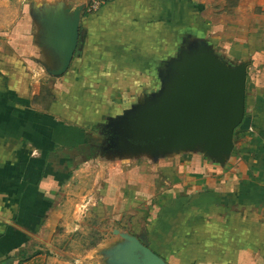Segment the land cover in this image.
<instances>
[{"label": "crops", "instance_id": "1", "mask_svg": "<svg viewBox=\"0 0 264 264\" xmlns=\"http://www.w3.org/2000/svg\"><path fill=\"white\" fill-rule=\"evenodd\" d=\"M60 2L90 0H0V264H71L61 240L92 213L145 230L169 264H264V0H102L53 76L33 9ZM200 42L246 65L230 156L124 151L121 118Z\"/></svg>", "mask_w": 264, "mask_h": 264}, {"label": "water", "instance_id": "2", "mask_svg": "<svg viewBox=\"0 0 264 264\" xmlns=\"http://www.w3.org/2000/svg\"><path fill=\"white\" fill-rule=\"evenodd\" d=\"M87 4L34 6L38 45L52 59L43 66L53 76L65 74L82 53V19ZM172 85L164 94L122 117L114 141L124 151L168 154L202 148L223 163L232 153L245 116V64L228 66L203 43L185 52L175 64ZM123 239L109 251L113 264H169L139 235L115 230Z\"/></svg>", "mask_w": 264, "mask_h": 264}, {"label": "rangeland", "instance_id": "3", "mask_svg": "<svg viewBox=\"0 0 264 264\" xmlns=\"http://www.w3.org/2000/svg\"><path fill=\"white\" fill-rule=\"evenodd\" d=\"M85 12L89 14L87 8ZM0 46L6 48L5 41L1 37ZM121 222L122 219L113 221L105 214L103 216L96 213L88 214L79 229L66 233L67 236L61 240L60 248L67 253L71 264H113L110 261L109 251L123 242L115 230L134 235L142 233L139 230L133 233L129 225H122Z\"/></svg>", "mask_w": 264, "mask_h": 264}, {"label": "built area", "instance_id": "4", "mask_svg": "<svg viewBox=\"0 0 264 264\" xmlns=\"http://www.w3.org/2000/svg\"><path fill=\"white\" fill-rule=\"evenodd\" d=\"M102 0H90L89 5L87 6V12L92 13L97 11L101 6Z\"/></svg>", "mask_w": 264, "mask_h": 264}, {"label": "trees", "instance_id": "5", "mask_svg": "<svg viewBox=\"0 0 264 264\" xmlns=\"http://www.w3.org/2000/svg\"><path fill=\"white\" fill-rule=\"evenodd\" d=\"M86 15H87V13L85 12V13H84V16H86Z\"/></svg>", "mask_w": 264, "mask_h": 264}]
</instances>
